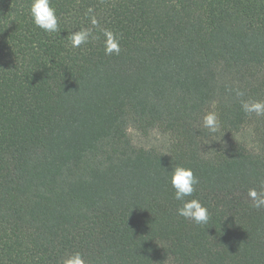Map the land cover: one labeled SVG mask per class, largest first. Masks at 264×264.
Segmentation results:
<instances>
[{"label": "trees", "instance_id": "obj_1", "mask_svg": "<svg viewBox=\"0 0 264 264\" xmlns=\"http://www.w3.org/2000/svg\"><path fill=\"white\" fill-rule=\"evenodd\" d=\"M30 0H0V264H264V0H51L60 33L37 28ZM120 37L72 48L90 27ZM215 111L220 130L202 118ZM159 130L168 150L136 146ZM249 132L250 137H243ZM191 168L210 213L177 216L169 183Z\"/></svg>", "mask_w": 264, "mask_h": 264}, {"label": "clouds", "instance_id": "obj_2", "mask_svg": "<svg viewBox=\"0 0 264 264\" xmlns=\"http://www.w3.org/2000/svg\"><path fill=\"white\" fill-rule=\"evenodd\" d=\"M28 14L32 23L39 29L48 34L60 33L59 19L56 15V9L51 5V0H30L28 5ZM90 27L78 28L76 31H70L67 35L72 48H79L93 40H101L103 51L106 56L116 55L121 52L120 37L108 28H102L100 21L89 8L85 13ZM235 96L239 98L241 110L248 116L264 117V100L243 99L245 93L240 89H234ZM202 125L209 134H215L220 130L219 116L215 111L207 112L202 118ZM169 183L174 189V199L179 201L176 214L195 225H207L210 219V213L199 199L192 198L196 191L198 178L194 175L191 168L175 166L170 171ZM248 197L251 200V206L255 209L264 207V187L258 191L256 188L248 190ZM61 264H86L85 258L81 252L75 251L65 255L61 259Z\"/></svg>", "mask_w": 264, "mask_h": 264}, {"label": "rangeland", "instance_id": "obj_3", "mask_svg": "<svg viewBox=\"0 0 264 264\" xmlns=\"http://www.w3.org/2000/svg\"><path fill=\"white\" fill-rule=\"evenodd\" d=\"M128 134L131 141L136 146H142L145 148H155L158 150H168L170 138L168 135L163 134L159 130H151L147 134H143L134 127L128 128ZM244 138L249 139V132L243 135Z\"/></svg>", "mask_w": 264, "mask_h": 264}]
</instances>
